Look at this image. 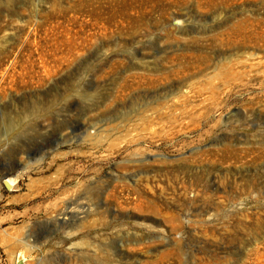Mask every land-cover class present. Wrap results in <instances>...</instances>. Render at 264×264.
<instances>
[{
  "label": "rangeland",
  "instance_id": "374dc122",
  "mask_svg": "<svg viewBox=\"0 0 264 264\" xmlns=\"http://www.w3.org/2000/svg\"><path fill=\"white\" fill-rule=\"evenodd\" d=\"M0 264H264V0H0Z\"/></svg>",
  "mask_w": 264,
  "mask_h": 264
},
{
  "label": "water",
  "instance_id": "95a60500",
  "mask_svg": "<svg viewBox=\"0 0 264 264\" xmlns=\"http://www.w3.org/2000/svg\"><path fill=\"white\" fill-rule=\"evenodd\" d=\"M3 185L8 191H11L13 189V184H11L9 178H5L3 180Z\"/></svg>",
  "mask_w": 264,
  "mask_h": 264
}]
</instances>
